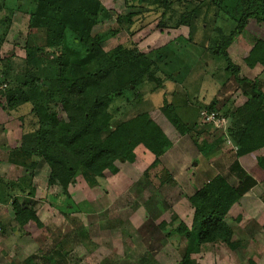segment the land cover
Listing matches in <instances>:
<instances>
[{"label": "rangeland", "instance_id": "rangeland-1", "mask_svg": "<svg viewBox=\"0 0 264 264\" xmlns=\"http://www.w3.org/2000/svg\"><path fill=\"white\" fill-rule=\"evenodd\" d=\"M30 1L0 0V21L11 18L0 28V78L4 76L3 65L9 68L8 82L4 81L0 86L3 88L10 84L29 91L22 82L34 69L27 47L45 45L44 30L31 26ZM53 1L63 8L69 2ZM95 1L110 12L111 17L96 24L90 31L91 36L100 41L105 53L132 42L153 62L158 81L145 80L136 89L132 87L124 96L115 98L110 106L114 120L128 121L142 113L152 116L164 105L172 104L180 119L193 129L192 134L208 131L216 135L214 138L218 137L216 128L206 124L202 114L208 113L206 109L216 102L220 114L232 112L247 98L243 87L226 72L228 63L223 56H218L216 45L222 37H229L234 32L235 21L246 9L247 0H166L168 7L164 5L165 0ZM220 10L228 17L221 18ZM135 14L138 18H134ZM130 16L134 22L137 19L147 22L143 24L141 20L136 27L138 30H131ZM261 39L264 40V24L250 19L245 31L234 38L228 54L231 62L240 69V79H258L264 89V67L258 64L251 69L245 63L255 42ZM45 51L51 53V50ZM76 59L78 57L73 60ZM34 75L37 77L38 73ZM31 105L24 104L9 115L0 109V159L13 165L8 180L16 181L21 174L27 173L29 182L36 180L32 188L36 201H29L31 205L26 207L35 211L44 228H29L35 232L28 233L16 218L13 219L15 214L11 215L9 224L6 223L8 216L4 223L0 218L4 227L0 236V264H27L28 260L31 261L28 264H180L187 242L174 234L169 236V232L171 227L177 229L180 223L191 225L193 209L188 198L194 189V181L188 177L196 173L195 166L201 162L190 138L181 137L165 116H152L172 144L161 158L162 167L151 170L154 156L140 146L135 150L134 163H115L119 170L117 175L105 171L92 187L80 176L68 188L72 204L62 205L59 201V207H52L46 200L48 165L20 150L23 136L37 128ZM224 118L226 126L222 130L226 133L231 121ZM202 141L199 140L200 145ZM232 152L235 153L236 148L229 141L221 145L220 154H216L217 159L209 169L226 172ZM33 161L42 165L37 174L36 168H30ZM202 162L208 165L206 161ZM163 169L171 177L166 176L165 181ZM147 170H150L148 178L144 177ZM23 183L27 185L25 180ZM262 192L259 199L264 203ZM237 213L233 212L232 216ZM174 218L176 221L172 226L169 223ZM17 232H20L17 236L9 237ZM24 236L29 237L30 244L22 245L20 239ZM224 248L225 253L221 251L218 260H225V264L227 260H235V252L230 250L233 248ZM192 256L190 264H196L197 258Z\"/></svg>", "mask_w": 264, "mask_h": 264}, {"label": "trees", "instance_id": "trees-1", "mask_svg": "<svg viewBox=\"0 0 264 264\" xmlns=\"http://www.w3.org/2000/svg\"><path fill=\"white\" fill-rule=\"evenodd\" d=\"M164 3L168 7L166 0ZM29 7L31 26L44 30L45 45L27 47L34 69L22 82L29 91L6 84L0 89V109L9 115L24 104H32L31 113L36 118L37 128L23 136L20 150L48 165L47 202L52 207H59V201L70 206L68 188L78 177L81 176L91 187L95 186L105 171L118 174L117 161L134 163L135 150L140 146L154 156L151 170L162 167L161 158L172 144L156 125L154 118L160 114L181 137L190 138L201 162L195 166L194 189L188 198L194 211L191 228L180 223L177 229L171 227L169 232V236L174 234L187 242L180 264H190L191 256L202 245L226 244L232 248L233 231L226 224L229 211L253 188L264 186V89L258 79L239 78L240 69L231 62L228 49L236 35L245 31L250 19L264 24V0H247L246 9L235 21L234 32L229 37H222L216 45L218 56H223L228 63L226 72L243 87L247 98L232 112L220 114L216 109L217 102L206 109L209 114L217 113L231 121L226 133L215 129L219 134L216 138L208 131L192 134L193 129L180 119L172 104L158 109L152 115L154 118L150 113H142L128 121L114 120L110 106L115 98L124 96L132 87L136 89L145 80L157 79L153 62L132 42L105 53L100 41L91 36L90 31L96 24L111 17V13L104 10L98 1L69 0L63 8L53 0H31ZM221 10V18H225L226 14ZM10 20L7 17L0 21V28ZM77 57L78 60L74 61ZM245 63L251 69L258 64L264 67L263 39L255 42ZM8 70L3 65L4 78H0V86L4 81L8 82ZM35 73H38L37 77ZM200 139L203 140L202 146ZM225 141H229L236 152L231 153L226 172L212 171L209 166L217 159L215 156L220 154L218 151ZM36 166L33 161L30 168L35 169ZM149 171L144 173V177L148 178ZM162 171L164 181L166 176L171 178L164 169ZM2 182L0 180V203L11 202L17 223L25 228L43 229L35 211L13 198L12 192L19 188L18 185ZM175 221L174 218L169 224L173 226ZM30 262L28 260L27 264Z\"/></svg>", "mask_w": 264, "mask_h": 264}, {"label": "crops", "instance_id": "crops-1", "mask_svg": "<svg viewBox=\"0 0 264 264\" xmlns=\"http://www.w3.org/2000/svg\"><path fill=\"white\" fill-rule=\"evenodd\" d=\"M0 147V152H1ZM1 158V157H0ZM7 166V167H6ZM15 167V165H14ZM17 167V166H16ZM42 165L39 163L36 166L35 174H37V170H40ZM8 168V169H6ZM13 168L9 162H1L0 159V180L3 182H11L13 184H17L19 188H16L14 192H12L13 198L20 200V204L22 205L21 201H23L26 205H31L29 201L35 200L34 192L35 190H31L33 185L37 182L34 180V183L29 182V173L26 175H22L16 180H8L7 178L10 175V172ZM18 168V167H17ZM2 173V175H1ZM195 173L188 178H193ZM199 174V173H198ZM50 175V173H49ZM3 178H2V177ZM27 176V177H26ZM6 178V179H5ZM6 180V181H5ZM23 180L26 181L27 185L23 183ZM190 180V179H189ZM199 183L202 180H198ZM262 191H264V186H256L253 190L249 191L243 199L233 207L230 211L229 215L226 219L227 226L233 231V242L234 246L233 249H230V246L226 244H206L202 245L196 254H193L192 258L196 256V264H225L224 261H220L217 258V255L223 251L225 253V246L228 247L231 251L235 252V260H227L226 264H264V203L260 197H262ZM27 200V201H25ZM36 201V200H35ZM33 205V204H32ZM36 209V208H35ZM12 212V213H11ZM193 212L192 216L190 217V224L192 225L193 221ZM233 212H238L237 216H232ZM14 216L13 207L9 204L0 203V218L2 223L5 221V217L8 216L6 219V223L11 222V215ZM4 220H3V219ZM15 220V216L13 217ZM0 221V222H1ZM1 223L2 227L3 224ZM186 225V224H185ZM191 225L186 227L188 229L191 228ZM4 228V227H3ZM26 232H35V229L29 230V228H25ZM14 230V229H13ZM25 231V230H24ZM22 233L23 230L21 231ZM20 232L13 233V235H9V237L17 236ZM8 238V236H6ZM20 237V236H18ZM28 236H24L20 239L22 241V245L24 243L30 244V241L27 240ZM29 238V237H28ZM12 239V238H11ZM225 245V246H224ZM26 249V248H25ZM231 253V252H230ZM230 253H227L230 255ZM230 259V258H229ZM230 261V262H229Z\"/></svg>", "mask_w": 264, "mask_h": 264}, {"label": "built area", "instance_id": "built-area-1", "mask_svg": "<svg viewBox=\"0 0 264 264\" xmlns=\"http://www.w3.org/2000/svg\"><path fill=\"white\" fill-rule=\"evenodd\" d=\"M3 87H0L2 89ZM202 118H204V121L206 124L212 125L214 128L219 129V130H224L226 126V120L223 117H220L217 113H211V114H202ZM2 227L0 225V236L2 235Z\"/></svg>", "mask_w": 264, "mask_h": 264}, {"label": "flooded vegetation", "instance_id": "flooded-vegetation-1", "mask_svg": "<svg viewBox=\"0 0 264 264\" xmlns=\"http://www.w3.org/2000/svg\"><path fill=\"white\" fill-rule=\"evenodd\" d=\"M133 16H134V18H138L139 15H138V14H135V15H133ZM146 17H147V16H146ZM128 19H129L130 22L133 23V24H132V27H131V30H138L136 27L138 26V23H139V22L144 21V22H142L143 24L145 23V21L147 22L146 19H145V20H142V19H137V20H136V19H134V20H136V22H134V21L132 20L133 18H132L131 16H130ZM141 20H142V21H141Z\"/></svg>", "mask_w": 264, "mask_h": 264}]
</instances>
